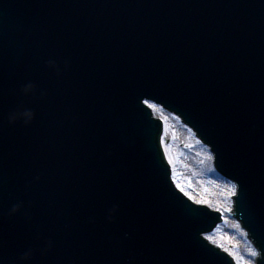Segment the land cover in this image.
I'll return each instance as SVG.
<instances>
[{
    "label": "water",
    "instance_id": "obj_1",
    "mask_svg": "<svg viewBox=\"0 0 264 264\" xmlns=\"http://www.w3.org/2000/svg\"><path fill=\"white\" fill-rule=\"evenodd\" d=\"M145 99L212 148L264 248V0H0V264H235Z\"/></svg>",
    "mask_w": 264,
    "mask_h": 264
},
{
    "label": "rangeland",
    "instance_id": "obj_2",
    "mask_svg": "<svg viewBox=\"0 0 264 264\" xmlns=\"http://www.w3.org/2000/svg\"><path fill=\"white\" fill-rule=\"evenodd\" d=\"M160 117L164 122L162 144L164 150H166V156L168 154L171 157V161L169 162L172 167L173 180L176 186H182L185 192H190L192 196L196 198V201H207V204L204 205L209 206L213 210L223 208L230 200L225 184L228 181L226 182V180L214 170L212 161H209L208 148L203 145V147L208 150V153L204 152L199 146L200 142L193 136L189 137L182 133L173 134V131L167 130L165 127V117L161 115ZM173 136L179 139H175ZM227 219L228 220H225L221 224L220 229L225 225H229L227 231H230L231 235L226 231L221 232L219 229L215 231L216 233L214 232L217 236L212 234L215 240L213 239L211 241L230 253L237 263L242 253L238 245V236H241L244 245H246L248 241H246V237L244 238V236H242L243 234L238 224L230 218L229 215ZM248 252L249 251H246L244 257L242 256L245 261L251 259V252ZM238 254L240 255L236 259L235 256ZM241 264H244V262H241Z\"/></svg>",
    "mask_w": 264,
    "mask_h": 264
},
{
    "label": "bare ground",
    "instance_id": "obj_3",
    "mask_svg": "<svg viewBox=\"0 0 264 264\" xmlns=\"http://www.w3.org/2000/svg\"><path fill=\"white\" fill-rule=\"evenodd\" d=\"M153 112L157 116H160L161 115V116L165 117V119H166L165 120V122H166L165 123V127L167 128V130L169 129L170 131H173V134L176 135V134L182 133V134H185V135H187L189 137H192V136L195 137L194 134L189 129H187L184 126V124L181 122V120L178 117L174 116V114H170V113H168V112H166L164 110H161L160 108L159 109L158 108H153ZM173 137H175V139L178 138L176 136H173ZM199 146L201 147V149H203L204 152H207L208 153L207 148L203 147V145H201L200 143H199ZM208 156L210 157L211 155L208 153ZM167 157H168L169 161H171V157L168 154H167ZM210 160L211 159L209 158V161ZM225 184H226V188H227V194L229 195L230 200H229V202H227V205H225L223 208H219V211L223 215L224 221L225 220H228L227 218H228L229 209H231V195H232V194H230V193H232V184L229 183V182H227ZM220 227H221V225H219L215 231H218L220 229ZM228 228H229V225H225V226H223L222 229H220V231L221 232L226 231V232L230 233V231H227ZM214 232H212L209 235L213 237L212 234H215L216 233V232L215 233ZM241 233L243 234L242 236H244V238H245V233L243 231H241ZM215 235L217 236V234H215ZM230 235H231V233H230ZM213 239H214V237H213ZM246 241H247V239H246ZM238 245H239V248H240V250H241L242 253H241L240 258L237 260V264H241V262H244V264H248V260L245 261V259L243 257H244V253H246V251H249L248 253H250L251 248L253 249L252 245L249 242H247L246 245H244V243H242V240H241V236L240 235L238 236ZM239 255L240 254L236 255L235 258L237 259V257Z\"/></svg>",
    "mask_w": 264,
    "mask_h": 264
},
{
    "label": "snow or ice",
    "instance_id": "obj_4",
    "mask_svg": "<svg viewBox=\"0 0 264 264\" xmlns=\"http://www.w3.org/2000/svg\"><path fill=\"white\" fill-rule=\"evenodd\" d=\"M143 103L145 105H148L151 108H157L158 106L155 103H150V101L148 99H145L143 101ZM210 159L212 158L211 156L209 157ZM177 187L179 188L180 192H183L186 196H188L189 199L193 200L196 203H200V204H207V201H196V198L194 196H192V194L190 192H185L184 188L180 185H177ZM237 189V185L233 184L232 185V193L230 194H234L236 192ZM229 211H231V209H229ZM206 239L208 240H213V237L210 235L206 236ZM251 252V259L248 261V264H262V262H264V248L262 247H257V248H253L250 250Z\"/></svg>",
    "mask_w": 264,
    "mask_h": 264
}]
</instances>
